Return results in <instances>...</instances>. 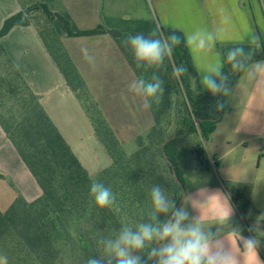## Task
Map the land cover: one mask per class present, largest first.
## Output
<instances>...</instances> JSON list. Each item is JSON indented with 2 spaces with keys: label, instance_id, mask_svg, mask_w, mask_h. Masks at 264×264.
<instances>
[{
  "label": "trees",
  "instance_id": "16d2710c",
  "mask_svg": "<svg viewBox=\"0 0 264 264\" xmlns=\"http://www.w3.org/2000/svg\"><path fill=\"white\" fill-rule=\"evenodd\" d=\"M20 1L24 2L21 11L5 19L0 38L16 26L31 25L36 30L67 87L80 101L111 164L93 177L88 175L0 46V55L11 71V75L0 77V128L41 189L36 200L26 202L17 194L8 208L0 211V253L16 251L31 264H88L89 260L116 264L115 256L106 251L109 241H115L124 229L136 232L140 225L161 227L175 209L182 189L174 179L173 169L183 183L180 165L187 155L183 141L194 134L202 142L208 140L224 114V89L233 87L250 64L264 60V36L254 43L218 46L223 66L213 79L221 91L213 94L202 89L179 31L158 27L153 34H138L98 26L73 33L68 22L46 5ZM54 20L62 23L69 37L110 36L139 80L154 82L153 77H158L162 81L159 103L144 94L152 125L135 137L133 153L124 152L97 104L88 97L54 30ZM137 35L158 39L172 50L165 53L159 65L141 63L137 67L129 41L130 36ZM173 36L179 43L172 42ZM237 49L243 53L230 62L229 53ZM237 62L240 68L233 67ZM180 68L184 71L180 72ZM171 136L174 138L165 143ZM188 153L196 170L203 173L210 169L201 142L189 148ZM94 183L111 189L115 197L111 205L101 208L95 203L91 193ZM155 187L162 191L167 211H156L152 201ZM223 188L237 209L245 211L247 199L241 186L224 184ZM154 242L133 251L140 258L139 264H148Z\"/></svg>",
  "mask_w": 264,
  "mask_h": 264
},
{
  "label": "crops",
  "instance_id": "0c3cea01",
  "mask_svg": "<svg viewBox=\"0 0 264 264\" xmlns=\"http://www.w3.org/2000/svg\"><path fill=\"white\" fill-rule=\"evenodd\" d=\"M33 1L62 16L73 33L98 26L138 34H153L158 27L179 31L204 91L208 89L203 78H214L211 69L223 66L219 45L254 43L264 36V0ZM23 5L20 0H0V28ZM53 27L87 92L96 95V104L120 145L145 133L152 117L143 91H136L140 80L111 37H69L58 20ZM0 46L88 175L109 167V155L36 30L31 25L13 27L0 38ZM227 94L222 118L208 140L201 141L210 165L205 173L216 180L192 184L180 208L186 214L185 228L199 226L214 242L230 240L235 248L239 236L255 237L261 242L259 259L250 256L249 260L264 264V158L259 155L264 139V60L250 64ZM230 155L237 171L222 178L216 160ZM0 183L8 190V206L17 194L26 202L41 195L1 128ZM224 184L241 186L247 199L245 211L237 209Z\"/></svg>",
  "mask_w": 264,
  "mask_h": 264
},
{
  "label": "clouds",
  "instance_id": "9594fccd",
  "mask_svg": "<svg viewBox=\"0 0 264 264\" xmlns=\"http://www.w3.org/2000/svg\"><path fill=\"white\" fill-rule=\"evenodd\" d=\"M173 43H179L175 36L171 37ZM130 44L134 51L137 61V67L141 63L148 65H159L163 62L166 52L170 53L171 48L158 39H146L143 35L129 37ZM203 46V41H201ZM242 49H237L229 53L228 60L236 61L237 55L242 54ZM242 65L233 63L234 68H240ZM180 72L184 69L180 68ZM216 76L221 73L219 65L211 69ZM154 82L139 81L136 91H143L146 97L156 98L159 103L163 95L162 81L158 77H153ZM203 85L213 94L221 91V86L216 83L212 76L203 78ZM227 94V89H224ZM91 193L94 196L95 203L101 207H107L115 199L110 188L102 184L94 183L91 187ZM153 205L158 212L168 210V203L159 189L155 187L152 190ZM183 209L177 212L172 221L164 224L162 227L149 225H140L139 230L132 232L124 229L115 241H109L106 251L114 255L116 264H139L140 258L131 253L141 250L146 243L153 240L167 241L162 247H156L151 250V255L156 257L155 264H253L249 257L259 259V250L261 242L253 236H239L235 248L230 240L213 241L210 233L202 231L199 226H181V220L185 217ZM226 219L227 216L221 217ZM252 229L250 228L249 231ZM236 239V237H233ZM0 264H6V258L0 257ZM88 264H100L98 260H89Z\"/></svg>",
  "mask_w": 264,
  "mask_h": 264
},
{
  "label": "rangeland",
  "instance_id": "374dc122",
  "mask_svg": "<svg viewBox=\"0 0 264 264\" xmlns=\"http://www.w3.org/2000/svg\"><path fill=\"white\" fill-rule=\"evenodd\" d=\"M10 68L7 65V63L5 62L4 58L0 55V77H2L3 75H11L10 74ZM231 88L227 89V93H229ZM88 97H90V99L96 103V99L92 96L89 95V93L87 92ZM224 95H229V94H225ZM199 142H201V140L194 134V135H190L189 137H187L184 141H183V145L185 146V148L187 149V155L185 156L184 159V163L180 165V169L182 170L181 175L183 178V188L184 191L186 192L189 187L192 184H200L202 182H209V181H215L216 178L214 176H209L207 173L203 172L200 173L197 170V173L195 172L194 169V159L193 157L188 153L189 152V148L195 146L196 144H198ZM123 150L126 154H131L134 152V150L136 149V143L135 141H127L123 144ZM221 149L223 150H227L225 146H222ZM234 155V154H232ZM232 155H230L229 157H223L221 159V161H217V164L219 165L218 168V174H220L221 176H223L222 178H224L225 176H231L234 172L237 171V166L232 167ZM236 155V154H235ZM238 159L235 158V162H237ZM8 194V190L7 188H3L1 186L0 183V211L1 210H5V208L8 206L6 205L8 202L7 200L9 199ZM8 196V197H7ZM8 208V207H7ZM184 209V208H180ZM179 210V211H180ZM178 211V212H179ZM184 211V210H183ZM187 222L184 220V218L181 220V226L185 227L187 226ZM167 241L161 239L160 243H158L157 247H162ZM133 255V252L131 253ZM0 257L6 258V264H31L29 261L24 260L23 255L22 254H18L16 253V251H10V249H8V251L6 253H0ZM156 261V257H154L153 259V263L155 264Z\"/></svg>",
  "mask_w": 264,
  "mask_h": 264
},
{
  "label": "water",
  "instance_id": "95a60500",
  "mask_svg": "<svg viewBox=\"0 0 264 264\" xmlns=\"http://www.w3.org/2000/svg\"><path fill=\"white\" fill-rule=\"evenodd\" d=\"M173 138H174V136H171L170 138H168V139L165 141V143H166L167 141L173 139ZM165 143H164V144H165ZM164 144H163V145H164ZM173 176H174V179L177 181L179 187L182 189V194H181V197H180L179 200H178V203H177L175 209H174L173 212L169 215V217L166 219V221L161 225V227H162L164 224L168 223V222L172 219V217L176 214V212L178 211V209H179L180 206L182 205L184 198L186 197V192L184 191V188H183L182 183L178 180V177H177L176 172H175L174 169H173ZM159 241H160V240H159ZM159 241L155 240L154 245H153V248H156V247L158 246ZM153 259H154V256L150 255V259H149V261H148V264H151V262L153 261Z\"/></svg>",
  "mask_w": 264,
  "mask_h": 264
},
{
  "label": "built area",
  "instance_id": "2783aa9c",
  "mask_svg": "<svg viewBox=\"0 0 264 264\" xmlns=\"http://www.w3.org/2000/svg\"><path fill=\"white\" fill-rule=\"evenodd\" d=\"M260 157L264 158V139L261 142L260 145V152H259Z\"/></svg>",
  "mask_w": 264,
  "mask_h": 264
}]
</instances>
